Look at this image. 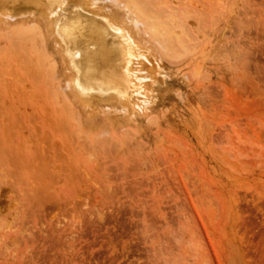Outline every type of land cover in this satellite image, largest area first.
<instances>
[{
  "label": "rangeland",
  "instance_id": "rangeland-1",
  "mask_svg": "<svg viewBox=\"0 0 264 264\" xmlns=\"http://www.w3.org/2000/svg\"><path fill=\"white\" fill-rule=\"evenodd\" d=\"M136 1L161 63L90 109L66 16L0 17V264H264V0Z\"/></svg>",
  "mask_w": 264,
  "mask_h": 264
},
{
  "label": "bare ground",
  "instance_id": "bare-ground-1",
  "mask_svg": "<svg viewBox=\"0 0 264 264\" xmlns=\"http://www.w3.org/2000/svg\"><path fill=\"white\" fill-rule=\"evenodd\" d=\"M127 1L81 0L76 3V10L66 11L69 0H0V17L5 18L4 21L8 25L7 27H14L20 23L21 18H26V14L31 8H37L46 15L57 17L59 20L66 16L65 23L59 30V37L62 45L66 46L68 52L75 53L72 67L75 73H79L80 77L75 79L68 77L67 81H62L60 87L63 95L69 101L75 102L72 97L81 96L86 100V109H90L94 105L93 99L97 101L103 100V93H107L109 97H113L114 94L124 95L131 91L139 94L137 87L141 86L143 90L145 89V86L141 83L142 80L146 79L148 82H145L148 85L153 81L152 78L149 79L150 76L146 77L147 75H145L147 66L148 68L149 66L157 68L161 63L162 56L157 45L147 38V31L141 21L142 11L138 5L132 10ZM141 1L139 0V2ZM147 1L153 2L152 5L156 4L153 0ZM161 1L163 3V0H159V4ZM135 2L138 3L136 0ZM146 4L148 5V3ZM140 5L142 6V4ZM91 6H95V8ZM88 8H91V10ZM80 10L90 12L97 17L90 16V14L88 16L86 15L87 13L84 14ZM152 11L150 9V14H152ZM146 18L148 19V17ZM156 18L159 19V16L156 15ZM148 20L150 21L147 22V28L159 35L160 38H164L166 30L163 31L165 29L163 27V30L160 29L161 23L158 22L159 20L155 21L152 16ZM92 26H104L106 34L109 37H115L117 40L113 41V45L110 44L112 41L110 40L84 48L82 52H77L81 44L77 39L78 31ZM99 35H103V33L100 32ZM121 55L123 56L122 63L125 71L123 73L125 75L120 74L119 69L121 67L119 68V65L116 64L117 56ZM149 71H147L148 74ZM150 75L152 76V74ZM133 82L140 83H137L138 86H135L136 84ZM147 89L144 92L148 91ZM150 92L152 91H149V94ZM139 101L138 98H135L134 102L132 101L134 107L139 105ZM141 102L140 105L145 103ZM146 103V105L149 104V102ZM141 106L146 107L145 104ZM147 108H145L146 111H150ZM137 111L140 112V110ZM132 112L134 111H131V115Z\"/></svg>",
  "mask_w": 264,
  "mask_h": 264
}]
</instances>
